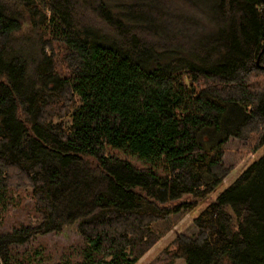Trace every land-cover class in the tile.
I'll use <instances>...</instances> for the list:
<instances>
[{"label":"trees","instance_id":"16d2710c","mask_svg":"<svg viewBox=\"0 0 264 264\" xmlns=\"http://www.w3.org/2000/svg\"><path fill=\"white\" fill-rule=\"evenodd\" d=\"M263 144L264 0H0V210L38 218L0 264L70 225L56 264H135L203 203L170 257L264 264V152L217 192Z\"/></svg>","mask_w":264,"mask_h":264},{"label":"rangeland","instance_id":"374dc122","mask_svg":"<svg viewBox=\"0 0 264 264\" xmlns=\"http://www.w3.org/2000/svg\"><path fill=\"white\" fill-rule=\"evenodd\" d=\"M56 48L59 46L53 43ZM57 49V48H56ZM60 70V67L57 68ZM234 142L229 139L224 144L223 160L225 163L230 162L234 150ZM264 152V144L259 150L252 154H247L230 173L223 179L218 186L217 192L225 188L232 180L244 170L250 162ZM133 163H138L136 159L129 158ZM10 206L7 209L0 210V233H6L15 227L36 224L38 221L36 212L34 210V201L30 189H11L9 190ZM206 203L200 204L196 207L193 213H188L173 221L172 226L164 232L162 237L145 253L135 264H184L181 258H171L170 252L173 251L171 244L175 233L178 231H190L192 228V218L198 214ZM80 241L79 234L75 226H65L59 232H48L43 235L30 238L24 244H16L12 249L18 254H24L31 258L32 264H56L60 257L65 254L74 244ZM169 251V252H166ZM162 251L169 254L167 258ZM39 253V254H35ZM165 253V254H166ZM156 257L159 260L156 261ZM170 259V260H169ZM224 264H229L224 261Z\"/></svg>","mask_w":264,"mask_h":264}]
</instances>
